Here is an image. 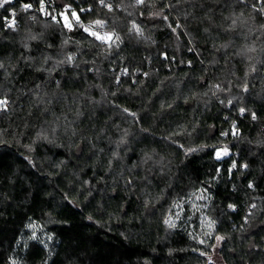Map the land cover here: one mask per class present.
<instances>
[{
  "label": "clouds",
  "instance_id": "clouds-1",
  "mask_svg": "<svg viewBox=\"0 0 264 264\" xmlns=\"http://www.w3.org/2000/svg\"><path fill=\"white\" fill-rule=\"evenodd\" d=\"M13 2L0 0V9ZM55 2L39 0L35 8L21 4L5 22L10 35L0 31V43L8 45L0 55V152L16 150L45 178L60 176L68 193L80 190L92 199L100 191L92 179L102 172L108 177L99 181L105 200L111 198L109 193L135 196L138 210L147 214L142 219L160 213L166 230L175 228L160 209L169 190H175L173 182L180 180L184 157L208 148L222 153L219 158L215 154L216 160L238 156L230 145L248 140L239 123L245 119L258 126V136L264 133V116L258 115L264 108V0H95L79 8V13L91 14L87 21L67 0H60V11L52 7ZM33 8L46 18L27 15L23 24L15 19ZM153 20L164 23L144 22ZM190 20L211 37L214 50L198 70L180 59L188 71L178 73L166 63L170 75L165 76L151 53L132 56L125 47L155 48V34L165 28L176 39L181 30L191 36ZM75 32L81 35H72ZM25 72L31 75L22 80ZM182 103L192 109L185 113L191 119H176ZM217 105L226 110L228 125L220 133L223 139L208 143L200 138L216 126L204 117ZM237 167L233 159L229 172ZM200 198L212 200L206 191ZM178 203L174 200L167 212ZM228 207L236 210L235 205ZM215 223L209 221V227ZM225 238L216 237L218 242ZM208 261L215 264L211 255Z\"/></svg>",
  "mask_w": 264,
  "mask_h": 264
},
{
  "label": "trees",
  "instance_id": "trees-1",
  "mask_svg": "<svg viewBox=\"0 0 264 264\" xmlns=\"http://www.w3.org/2000/svg\"><path fill=\"white\" fill-rule=\"evenodd\" d=\"M67 2L87 21L91 14L79 13V8L94 4L95 0ZM21 4H33L35 8L39 0H14L0 9V31L5 37L11 31L5 28V22L12 19L11 12L18 11ZM63 6L60 0L52 5L57 11ZM34 8L28 13H19L15 19L23 24L27 15L46 18L35 13ZM144 22L150 26L164 23L162 20ZM188 22L191 36L181 30L180 38L176 39L171 30L165 28L156 32L155 48L146 49L142 44H126L125 47L132 56L151 53L165 76L170 75V69L164 66L166 63L173 65L178 73L188 71L187 65L180 64V59L191 61L198 70L203 67L200 61L211 60L214 50L209 42L211 37L202 32L198 22ZM171 23L176 27L175 20ZM53 34L58 40L55 30ZM72 35L79 37L81 33ZM193 46L197 51H189ZM7 49L6 43H0V55ZM161 53L171 59L165 61ZM215 55L219 59L221 54ZM30 75L25 72L21 79ZM191 111L182 103L176 119H191L185 117V113ZM225 111L217 105L212 114L204 117L216 127L213 132L202 135L201 140L213 143L223 139L220 133L228 125L223 119ZM258 115L264 116V108ZM239 123L241 133L256 143L233 141L230 148L238 156L216 160L219 149L208 148L184 157L185 163L179 169L180 180L173 182L175 190H169L163 209L156 205L177 225L167 230L158 219L160 213L141 218L147 214L138 210L135 196L109 193L111 198L105 200L104 185L99 181L108 177L102 172L92 179L100 189L92 199L80 190L68 193L60 176L54 180L45 178L16 150L0 152V264L14 261L16 264H211L209 255L215 264H264V147H257L264 143V133L258 136V126L249 124L247 119ZM233 159L238 167L229 172ZM245 163L248 168L241 167ZM217 169H220L219 175ZM92 175L89 169L88 177ZM205 191L212 197L210 203L200 198ZM73 199L79 200V204L73 203ZM174 200L179 203L167 212ZM230 204L236 206L235 211L228 207ZM114 214H119L120 219H112ZM89 215L92 220L87 219ZM212 220L216 223L209 227ZM97 222H103L104 227ZM218 235L226 238L218 242Z\"/></svg>",
  "mask_w": 264,
  "mask_h": 264
},
{
  "label": "snow or ice",
  "instance_id": "snow-or-ice-1",
  "mask_svg": "<svg viewBox=\"0 0 264 264\" xmlns=\"http://www.w3.org/2000/svg\"><path fill=\"white\" fill-rule=\"evenodd\" d=\"M64 19L67 20V17L65 16ZM216 155H217V158H219V157L222 155V153L217 152ZM173 226H174V225H173Z\"/></svg>",
  "mask_w": 264,
  "mask_h": 264
},
{
  "label": "built area",
  "instance_id": "built-area-1",
  "mask_svg": "<svg viewBox=\"0 0 264 264\" xmlns=\"http://www.w3.org/2000/svg\"><path fill=\"white\" fill-rule=\"evenodd\" d=\"M70 18V17H69ZM58 19H61V17H58Z\"/></svg>",
  "mask_w": 264,
  "mask_h": 264
}]
</instances>
